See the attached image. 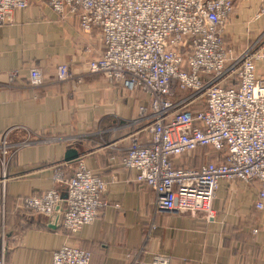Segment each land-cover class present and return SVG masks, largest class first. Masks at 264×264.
<instances>
[{"label":"crops","instance_id":"1","mask_svg":"<svg viewBox=\"0 0 264 264\" xmlns=\"http://www.w3.org/2000/svg\"><path fill=\"white\" fill-rule=\"evenodd\" d=\"M232 1L223 35L239 51L264 37V0ZM104 47L98 31L82 30L75 14L60 15L42 0H30L0 26V142L5 136L16 147L5 167L0 163V264H51L64 243L89 251L90 264H150L156 253L167 255L170 264H264V209L254 206L256 181H220L209 220L202 213L155 210L152 189L122 165L132 133L142 127L138 108L148 98L87 72L88 59ZM62 63L81 80H57ZM32 66L41 68L43 85L29 83ZM139 139L145 140L144 132ZM69 148L107 181V204L74 234L62 226L65 183L54 180L56 174L62 181L73 175L74 161H64ZM53 187L62 197L53 214L20 205L22 197Z\"/></svg>","mask_w":264,"mask_h":264},{"label":"built area","instance_id":"2","mask_svg":"<svg viewBox=\"0 0 264 264\" xmlns=\"http://www.w3.org/2000/svg\"><path fill=\"white\" fill-rule=\"evenodd\" d=\"M29 1L0 0V26ZM43 1L60 15L75 14L82 30L100 33L105 47L88 63V73L147 96L138 108L142 127L132 133L122 165L135 169L136 180L152 189L156 211L201 212L209 220L222 180L258 182L254 206L264 208V74L257 73L264 46L253 44L240 53L227 48L222 29L232 0ZM73 78L82 77H74L67 64L56 67L57 80ZM28 81L34 87L45 83L40 67L29 68ZM206 145L221 153L217 161L194 168L175 164L182 154ZM54 180L65 183L62 226L67 232L91 223L107 204V182L81 156L68 180L62 181L61 174ZM61 201L53 187L22 197L20 205L51 215ZM90 260L89 251L64 243L52 253L51 264ZM150 264L170 263L167 255L156 253Z\"/></svg>","mask_w":264,"mask_h":264},{"label":"rangeland","instance_id":"3","mask_svg":"<svg viewBox=\"0 0 264 264\" xmlns=\"http://www.w3.org/2000/svg\"><path fill=\"white\" fill-rule=\"evenodd\" d=\"M43 1V0H42ZM232 3H233V1H232ZM233 8H234V3H233ZM20 9V8H19ZM262 9H264V7H262ZM14 10H16V9H14ZM13 10V11H14ZM13 11H12V13H13ZM261 14H264V12H261ZM11 19H12V14H11ZM222 31H223V29H222ZM223 37H224V35H223ZM225 41V40H224ZM225 44H226V46H227V48L228 49H230L233 53H240L243 49H245L246 47H248V46H250V43H249V45H246L243 49H241V50H239V51H234L230 46H228L227 45V43L225 42ZM256 45V46H258V47H261V46H264V37L262 38V39H260V40H257V41H253V43H251V45ZM99 56V55H98ZM98 56H95V57H92V58H90V59H88V61H87V67H88V63L91 61V60H93V59H95V58H97ZM258 63H261L262 65H258V66H263L262 67V73L264 74V63L263 62H258ZM257 63V64H258ZM259 68L257 67V73H258V70ZM90 74V73H89ZM95 74H97V75H100V76H102V77H105L104 75H102V74H100V73H95ZM108 79V78H107ZM109 80V79H108ZM111 81V80H110ZM113 82V81H112ZM24 144V142H21V144L20 145H23ZM11 146H14V147H11ZM12 149H16V147H15V145H12L11 143H9L8 142V140H6V137L5 136H3V138H2V140H1V142H0V163H1V165H2V167H5V164H6V161H7V157L11 154V152L12 151H14V150H12ZM221 153L220 152H217L216 150H214L213 148H206L204 151H201V153H197L196 152V154H194V155H188V160H187V162H186V164H193V165H197V164H202V163H205V162H208V161H211V160H213V161H217V158H218V156L220 155ZM81 156V155H80ZM81 157H83V156H81ZM220 157V156H219ZM179 160H180V157H178L177 159H176V161L179 163ZM85 162V161H84ZM74 163V167H75V161L73 162ZM107 182V181H106ZM228 183H235V182H229L228 181ZM258 190V189H257ZM216 194V193H215ZM215 197V196H214ZM213 208V207H212ZM257 209V208H256ZM264 209V208H263ZM262 209V210H263ZM213 212H214V210H213ZM183 213V212H182ZM184 213H187V212H184ZM201 213V212H200ZM189 214V213H188ZM203 215H204V217L206 218V216H205V214L204 213H202ZM191 215H195V214H191ZM207 219V218H206ZM154 226V224H153V222H150L149 223V225H148V229H150L151 230V228ZM149 232V231H148ZM147 234H150V232L149 233H147ZM70 245H72V244H70ZM74 246H76V245H74ZM78 246V245H77ZM79 247V246H78ZM5 250V249H4ZM154 255V254H153Z\"/></svg>","mask_w":264,"mask_h":264},{"label":"trees","instance_id":"4","mask_svg":"<svg viewBox=\"0 0 264 264\" xmlns=\"http://www.w3.org/2000/svg\"><path fill=\"white\" fill-rule=\"evenodd\" d=\"M206 148H213V147L210 146V145L197 147V148H195V149H193V150H191V151H189V152H186V153L182 154V155L180 156L179 163H178L177 161H175V164H176L177 166L188 167V168L198 167L200 164H197V165H196V164H195V165H193V164H186V162H187V160H188V155H189V156H190V155H194V154H196V152H197V153H201V151H204ZM213 149H214V148H213ZM214 150H215V149H214ZM211 161H213V160H211Z\"/></svg>","mask_w":264,"mask_h":264},{"label":"water","instance_id":"5","mask_svg":"<svg viewBox=\"0 0 264 264\" xmlns=\"http://www.w3.org/2000/svg\"><path fill=\"white\" fill-rule=\"evenodd\" d=\"M79 157V154L74 149H68L64 155V161L73 162Z\"/></svg>","mask_w":264,"mask_h":264}]
</instances>
